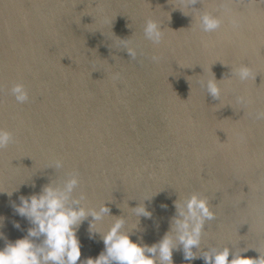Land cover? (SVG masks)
I'll use <instances>...</instances> for the list:
<instances>
[{
	"label": "water",
	"instance_id": "1",
	"mask_svg": "<svg viewBox=\"0 0 264 264\" xmlns=\"http://www.w3.org/2000/svg\"><path fill=\"white\" fill-rule=\"evenodd\" d=\"M191 7L177 0H0V128L14 140L0 150V233L8 242L31 227L12 207L18 198L75 172L73 195H85L82 206L110 209L91 238V217L80 225L77 264L103 251L101 235L115 217L124 218L132 242H159L174 201L192 194L215 214L197 256L225 247L229 260L239 252L264 256V119H256L264 111V3L200 0ZM204 12L221 19L220 29L200 30ZM148 19L163 30L158 45L144 37ZM241 65L257 75L254 82L231 77ZM213 74L219 100L201 87ZM18 83L29 95L24 104L10 93ZM238 96L249 103L238 104ZM57 159L64 167L48 168ZM140 204L151 218L133 214ZM172 261L204 264L184 260L181 250Z\"/></svg>",
	"mask_w": 264,
	"mask_h": 264
},
{
	"label": "clouds",
	"instance_id": "2",
	"mask_svg": "<svg viewBox=\"0 0 264 264\" xmlns=\"http://www.w3.org/2000/svg\"><path fill=\"white\" fill-rule=\"evenodd\" d=\"M200 3V0H177V3L185 8ZM264 3V0H260ZM194 9V8H193ZM226 11H228L226 9ZM186 16V15H185ZM221 19L211 13L204 12L199 16L198 27L205 33L216 32L221 27ZM230 23L234 29L239 27V21L235 18ZM144 37L154 45L161 43L163 30L156 21L148 19L144 25ZM131 59L136 58V51L126 48ZM153 62H158L159 57L153 55ZM235 76L240 82L255 81V75L247 65H241L231 69V77ZM229 80L231 78H228ZM214 74L211 80L202 81L201 87L214 100H219L221 89L218 86ZM11 95L18 104L28 102L29 95L23 84H15L10 89ZM238 104H247L249 101L244 96L236 98ZM256 119H264V111L256 113ZM12 133L0 128V150L13 143ZM64 167L63 161L57 159L48 168L56 171ZM80 185L78 173H67V178L59 182L51 180L42 186L40 193L30 196H20L19 205L12 207L16 214L25 218L31 227L27 229V235L15 242H8L3 233L0 239L5 240V246L0 249V264H77L80 261V242L76 232L80 225L91 217L89 222L90 238L91 229L96 222H100L110 209L105 203L98 208H86L82 201L86 199L83 193L74 196V191ZM34 186V185H33ZM9 196L11 193H7ZM166 207V206H164ZM175 215L170 221V230L163 238L148 245H138L130 240L129 232L123 231L125 220L123 217H115L111 227L101 235L104 245L103 251L95 258H87L81 264H173L172 253L181 250L183 259L191 261L203 259L204 264H264V256L259 252L258 258H241L239 254H232L227 247L222 250L210 249L197 256L193 249L200 247L201 236L206 221L215 219V214L210 210L206 198L192 194L184 201H174ZM137 217L151 218V213L143 204L131 208ZM3 217H0L2 226ZM13 226L20 228L19 223ZM171 233V234H170ZM39 241L36 243L35 241ZM255 250V249H254ZM248 251V249L242 250ZM256 251V250H255Z\"/></svg>",
	"mask_w": 264,
	"mask_h": 264
}]
</instances>
